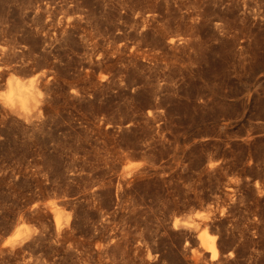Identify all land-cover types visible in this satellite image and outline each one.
Masks as SVG:
<instances>
[{"label": "rangeland", "instance_id": "1", "mask_svg": "<svg viewBox=\"0 0 264 264\" xmlns=\"http://www.w3.org/2000/svg\"><path fill=\"white\" fill-rule=\"evenodd\" d=\"M263 237L264 0H0V264H264Z\"/></svg>", "mask_w": 264, "mask_h": 264}, {"label": "bare ground", "instance_id": "2", "mask_svg": "<svg viewBox=\"0 0 264 264\" xmlns=\"http://www.w3.org/2000/svg\"><path fill=\"white\" fill-rule=\"evenodd\" d=\"M85 22H87V21H85ZM36 80H32L28 84V82L27 83H23L18 78L9 79V81H8V90L5 93V97H4L5 103L8 106H10V107H17V106H21V107H24V108L28 107L30 105V103L32 101H34V100H37V97L41 94V91H40L41 89H40V86H39L40 84L38 85V83L36 84V82H34ZM57 223L59 225V219H57ZM18 232H19L18 234L16 232L13 233L15 237L12 240L8 241L6 244H4V246L5 245H14L18 241V239H20L19 237H21L20 236V231H18ZM209 233L210 232H208V230L206 228H204L202 233H201V235H200V238L202 239L204 247L211 252L212 258H216L217 254H218V252L216 250V247H215L216 236L212 235V234H209Z\"/></svg>", "mask_w": 264, "mask_h": 264}, {"label": "clouds", "instance_id": "3", "mask_svg": "<svg viewBox=\"0 0 264 264\" xmlns=\"http://www.w3.org/2000/svg\"><path fill=\"white\" fill-rule=\"evenodd\" d=\"M25 112H26V115L22 116L21 118L24 119L27 123H32L34 119L32 113H28L27 110H25ZM35 118H39V117H35Z\"/></svg>", "mask_w": 264, "mask_h": 264}]
</instances>
